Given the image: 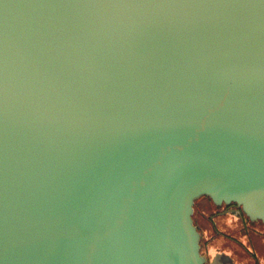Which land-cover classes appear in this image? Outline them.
I'll list each match as a JSON object with an SVG mask.
<instances>
[{
	"label": "water",
	"instance_id": "95a60500",
	"mask_svg": "<svg viewBox=\"0 0 264 264\" xmlns=\"http://www.w3.org/2000/svg\"><path fill=\"white\" fill-rule=\"evenodd\" d=\"M201 199L264 226V0H0V264H217Z\"/></svg>",
	"mask_w": 264,
	"mask_h": 264
},
{
	"label": "rangeland",
	"instance_id": "374dc122",
	"mask_svg": "<svg viewBox=\"0 0 264 264\" xmlns=\"http://www.w3.org/2000/svg\"><path fill=\"white\" fill-rule=\"evenodd\" d=\"M218 211L219 210L206 199L199 200L195 205L194 221L203 234L201 252L211 256L217 248L234 259L236 264H255V262L264 264V226L256 225L254 229L260 234L257 232L251 233L247 238L243 239L240 238V235L236 234V229L231 227L235 226L237 222L233 218L227 216L226 218L224 217L225 219H215L214 214ZM212 222H216L215 227L217 228V226H219V230L224 231L225 233H221L219 236L220 238H216L211 244V238L214 236ZM227 227H229V229ZM223 234L234 236L237 238V241L242 240L241 242L244 246L237 247L234 244L229 243L223 238ZM206 241L210 244L207 245Z\"/></svg>",
	"mask_w": 264,
	"mask_h": 264
},
{
	"label": "flooded vegetation",
	"instance_id": "af4514ba",
	"mask_svg": "<svg viewBox=\"0 0 264 264\" xmlns=\"http://www.w3.org/2000/svg\"><path fill=\"white\" fill-rule=\"evenodd\" d=\"M219 211L214 214V217L215 219H225L227 216L230 217V218H233L236 222V225L235 226H231L233 227L236 232V234L240 235L241 237L240 238H247V236L251 233H255L257 232L256 229H254V227L256 226V224H251L249 223L245 218H236L234 216H231V215H228V214H225V210L224 208H217ZM230 209H234L233 207H230ZM225 217V218H224ZM210 219H213V218H210ZM213 223V230H214V236L211 238V244L216 240V238H220V234L223 233L224 231H221L219 230L220 228H218L219 226H217V228L215 227L216 226V222H212ZM259 226H262V225H259ZM225 227V226H223ZM229 229V227H227ZM225 233V232H224ZM258 234H260L259 232H257ZM223 238H225L229 243L231 244H234L235 246L237 247H241V246H244V244L238 240L237 241V238L234 237V236H229L227 234H223ZM207 242V241H206ZM210 243L207 242V245H209ZM202 251V249H201ZM208 255V254H206ZM216 255L217 258H216V261H217V264H236L234 262V259H232L230 256H228L227 254H225L224 252H222L220 249H215V251L212 253V257ZM209 256V255H208ZM225 256H228L230 259H232V263L231 261H228ZM255 264H259L258 262H255Z\"/></svg>",
	"mask_w": 264,
	"mask_h": 264
}]
</instances>
